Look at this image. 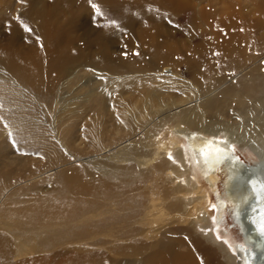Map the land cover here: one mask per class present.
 Returning <instances> with one entry per match:
<instances>
[{
    "label": "bare ground",
    "instance_id": "obj_1",
    "mask_svg": "<svg viewBox=\"0 0 264 264\" xmlns=\"http://www.w3.org/2000/svg\"><path fill=\"white\" fill-rule=\"evenodd\" d=\"M102 1L121 6L117 0ZM159 1L163 8L170 6L176 11L186 10L188 5L185 0ZM41 2L34 0L31 7L45 15V9L38 5ZM119 8H104L106 16L122 15ZM239 11L234 15L227 8L223 31H213L210 38L203 37L202 43L188 52L167 46L164 39L170 34L147 33L141 38L139 53L147 57L145 64L136 62L131 73L117 76L114 69L128 60L109 52L106 34L99 33L91 40L94 47L90 56H81L87 63L112 66V71L107 70L105 83L84 84L82 92L70 96L58 92L51 82L56 65L66 58L74 59L68 47L59 48L61 31L53 27L46 30L48 59H42L22 51L20 38L24 35L19 37L14 21L6 18L15 31L9 36L4 33L0 40V83L27 84L33 103L50 115L34 119L38 124L50 122L53 142L38 148L48 153L49 169L33 175L31 167L24 165L27 159L5 158L4 144L8 143L5 134H0V264H93V255L87 252L43 254L64 243L53 228L64 222L71 223V232L86 236L100 233L111 223H128V234L122 236L131 239L126 251L135 258L125 264H264V189L260 187L264 181V136L261 142L255 133L264 132V42L253 41L257 25L251 8L249 14ZM125 27L128 24L121 28ZM121 41L128 45V40ZM192 56L201 57L205 67L195 72L203 77L174 83L173 88H179L180 93L171 95L167 78L180 79L179 57L191 63ZM138 77L145 83L130 89L128 106L110 129L109 120L103 118L109 114L103 106H107L106 91H116L127 82L137 83ZM147 78L162 81L146 90ZM53 93L56 100L50 104ZM86 107L94 109L97 116L82 114V119H88L87 128L84 136L76 137L68 129L74 132L76 113ZM164 127L170 130V143L163 140ZM212 137L227 144L214 140L210 144ZM79 139L87 140V144L77 143ZM230 145L235 146V152ZM217 148L225 151L217 153ZM237 148L254 153L253 162L242 159ZM202 150L206 155H201ZM219 156L226 158L219 160ZM27 173L33 176L26 179ZM47 174L54 178L48 187L34 183L40 176L49 181ZM251 181H256L255 186ZM29 189L39 194L29 201L19 197ZM209 193L217 196L216 222L224 221L228 209L239 233L240 239H234L231 248L214 233L207 207ZM26 201L28 204L20 208L19 203ZM106 205L116 206L107 211L109 217L87 227L78 225L89 213ZM199 228L204 229L203 234L196 233ZM28 242L33 245L26 246ZM30 254L37 256L20 259Z\"/></svg>",
    "mask_w": 264,
    "mask_h": 264
},
{
    "label": "rangeland",
    "instance_id": "obj_2",
    "mask_svg": "<svg viewBox=\"0 0 264 264\" xmlns=\"http://www.w3.org/2000/svg\"><path fill=\"white\" fill-rule=\"evenodd\" d=\"M33 1L0 0V40L5 38L4 33L9 36L11 31L16 30L15 32L18 33L19 37L24 35L20 38L24 42L22 51L29 52L31 56L48 59V50L44 44L45 32L52 27L60 30L62 41L59 44V48L64 49L68 47L69 52L73 53L72 58H74L72 60L66 58L58 63L55 67V78L51 81L58 92L63 91L64 96L67 92L69 94L67 96L82 92L81 88H83L84 84L95 86L96 84H100V82H106L105 77L109 75L107 70H111L112 66H106L101 63H87L86 59L81 56H90L89 52L94 47L93 43L91 44V40L99 33L106 34L108 47L111 45L112 50L110 51L108 48L109 52L118 55L119 58L128 60L123 62L126 64H118V67L114 69L115 76L126 72L131 73L132 68H135L133 65L137 64L136 62L145 64L144 62H146L147 57H142L139 53L143 48L141 38L143 40L147 33H159L161 36L170 34L169 38L167 36L164 39L165 44L173 48L179 47L181 50L188 52L191 47L200 45L203 37L210 38L213 31H223L227 8H231L234 15L240 12L239 10L241 9L244 10L243 12L249 14L251 8L250 15L257 25L255 35H252L253 41L256 44L264 42V0H185L188 5L186 10L183 11L173 10L170 6L163 8L164 5L159 0H117L121 3V6H118L116 3L110 4L108 1L103 2L102 0H42L43 3L41 2L38 5L43 10L45 9V15L40 14L37 9H32L31 4ZM93 4L99 6L102 14L96 13L92 6ZM246 5L248 6L246 7ZM119 7L122 9V15L117 16V18L106 16L104 8H112L110 11H117L120 9ZM6 18L14 21L16 24L15 30L12 29L13 24H10ZM113 20L116 22L115 24L111 23ZM126 24H128V28H121L122 25ZM24 25H27L31 31H26ZM121 39L128 40V45L122 42ZM32 41L33 43L37 41L36 45L30 44ZM28 46L30 47L28 48ZM193 58L191 63H187V60L179 57L180 79L167 78L166 80L168 81L167 87L170 88L167 92L171 95L180 93L179 88H173L174 83H184L183 81L185 80L193 81L203 77L200 76L201 74H197L199 68L203 69L205 67L201 57L197 56ZM92 60L95 61L97 58ZM175 66L178 67L177 65ZM136 81L137 83L127 82L123 86L117 87L116 91H106L107 106H103L107 108L109 114L107 113L108 116L104 114L103 118L104 120H109L107 126L110 129H112L116 121L119 122L121 120L122 113L125 110L124 106H128V93H131L130 89L134 85L141 86L145 83V79H140L139 77ZM160 81L162 80L147 78L145 89H152L158 86ZM66 86L68 88L63 90L62 87ZM0 89V134H5L4 137L8 143L4 144V150L6 151L5 158L8 160L15 158L21 160L23 158V161L27 159L24 165L27 164L28 167H31L33 175L43 173L49 169V166H46L48 165V160L46 161L48 153L38 148L50 145L53 142V133L50 122H39L38 124L34 118L45 119L47 116H50L49 113L46 116L45 112L33 103V93L27 84L21 83V85L17 86L13 81H3L0 83ZM137 94L134 93L133 95ZM40 96L44 97L45 95ZM55 100L56 95L53 93L50 104H53ZM130 101H132L131 98ZM89 109V107H86L84 110L76 113L74 124L76 129L74 132L72 128L69 127L68 129L74 136L78 137V134L83 135L87 128L88 119H82V114L86 113L88 118L97 116L94 113V109L93 111ZM19 119L21 121L17 123L14 121H18ZM252 129V131L255 130V128ZM255 133L259 135L257 139L263 142L261 139L264 136V132L257 130ZM162 134L163 140L166 143H170V130L168 127H164ZM1 139L5 140L3 137ZM80 142H84L85 145L87 144V140H77V143ZM29 143H32V145L30 146ZM66 152L70 155L68 150ZM237 152L248 163L253 162V158H255L254 153L252 155L251 152L238 150V148ZM33 175L27 173L24 177L27 179ZM46 176L50 177L49 181L44 180L45 178L40 176L35 179L36 182L34 183H37V186L48 187L50 181L54 180V178L51 177V174H47ZM218 184L221 189V181ZM7 188L9 187L5 189ZM38 194L37 190L29 189L22 192L19 197L27 198V201H29ZM208 195L209 204L207 207L209 210L211 203H214L218 209L217 196L214 193H209ZM27 201L19 203L20 208L27 205ZM115 208L116 206H103L101 209L89 213L85 217V221L79 222L78 225L87 227L90 222H96L99 219H103V217L107 218L110 215L108 212ZM102 212L104 213L102 214ZM123 212L125 211H119V214ZM210 212V221L212 222L213 216H215V220L217 221L218 210L215 212L210 210ZM232 222L230 212L227 209L224 221L222 223L215 222L214 224L215 235L217 236L216 229L218 228L221 237L219 240L222 242L228 241V244H226L228 246L234 239H240L239 233ZM70 224L64 222L53 227L59 231L64 243H61L55 249L44 251V255L59 251L61 253L76 251L79 255H84V252H87L93 255V264H125L126 260L135 258L128 256V251H126L131 239L128 241V236H122L128 234V223H111L108 227L101 230L100 233L95 232L87 236L83 234L76 235V233L71 232L73 227ZM134 225L139 226L138 223ZM140 226L144 229V226ZM226 230L229 231V234H226ZM202 231L204 229L199 228V232L196 233L203 234ZM147 241L151 242V240ZM25 244L26 246L33 245L32 242ZM35 255L22 256L20 259L23 260Z\"/></svg>",
    "mask_w": 264,
    "mask_h": 264
},
{
    "label": "snow or ice",
    "instance_id": "obj_3",
    "mask_svg": "<svg viewBox=\"0 0 264 264\" xmlns=\"http://www.w3.org/2000/svg\"><path fill=\"white\" fill-rule=\"evenodd\" d=\"M18 2H23V0H18ZM92 6H93V8L95 9V11H96L97 14H102V13H101V10H100V8H99V6H97V5H95V4H93ZM17 19H19V17H17ZM111 23H112V24H115L116 22L113 20V21H111ZM24 27H25V30H26V31H31V29L28 28L27 25H24ZM213 140H214L217 144H227V141H226V140H224V139H222V138H219V137H212V138H210L209 143L211 144V142H212ZM182 147H183V146H182ZM206 147H207V146H206ZM230 148H231V151H232V152H235V146H234V145H230ZM224 151H225V150H224L223 148H217V149H216V152H217V153H223ZM201 155H206V153H205L204 150L201 151ZM168 156H169V159H171V160L174 161V157H173V155H172L171 153H169ZM185 158H187V156H185ZM225 158H226V157H224V156H219V157H218L219 160H223V159H225ZM174 162H175V161H174ZM242 183H244V189H243V191L246 192V191H247V181H244V182H242ZM251 183L253 184V186H255L256 181H251ZM260 187H261L262 189H264V181H261V182H260ZM210 210L213 211V212H215V211H217L218 209H217V207H216V205H215L214 203H211V204H210ZM215 222H216V220H215V216H213V217H212V223L215 224ZM216 232H217V239H218V240L221 239V237H220V235H219V229H218V228L216 229ZM223 242L226 243V244H228V241H223ZM229 247H230V248L232 247L231 244H229ZM233 251H234V249H233Z\"/></svg>",
    "mask_w": 264,
    "mask_h": 264
},
{
    "label": "water",
    "instance_id": "obj_4",
    "mask_svg": "<svg viewBox=\"0 0 264 264\" xmlns=\"http://www.w3.org/2000/svg\"><path fill=\"white\" fill-rule=\"evenodd\" d=\"M246 219V218H245ZM248 226L250 228V230L252 231L253 234H256V231L254 229V225L252 224V222L248 221ZM257 235V234H256ZM264 237V236H261ZM263 243H264V238H263Z\"/></svg>",
    "mask_w": 264,
    "mask_h": 264
}]
</instances>
